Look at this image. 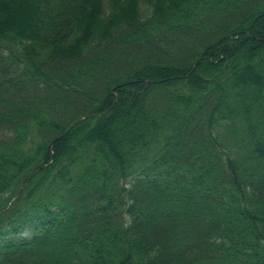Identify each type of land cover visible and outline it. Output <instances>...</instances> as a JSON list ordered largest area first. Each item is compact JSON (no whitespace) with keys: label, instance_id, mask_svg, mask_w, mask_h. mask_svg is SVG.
I'll return each mask as SVG.
<instances>
[{"label":"trees","instance_id":"trees-1","mask_svg":"<svg viewBox=\"0 0 264 264\" xmlns=\"http://www.w3.org/2000/svg\"><path fill=\"white\" fill-rule=\"evenodd\" d=\"M0 264H264V0H0Z\"/></svg>","mask_w":264,"mask_h":264},{"label":"bare ground","instance_id":"bare-ground-1","mask_svg":"<svg viewBox=\"0 0 264 264\" xmlns=\"http://www.w3.org/2000/svg\"><path fill=\"white\" fill-rule=\"evenodd\" d=\"M26 96H27V93H26ZM33 96L36 97V96H35V93L32 92V90L29 91V92H28V97H33ZM100 114H102V113H98V115H100ZM92 115H93V114H88V115H86V116H84V117H81V118H82L81 120L85 119V118L88 117V116H92ZM79 119H80V118H79ZM81 120L78 121V119H77V120L75 121V123H73V125H75L76 123L80 122ZM73 125H72V126H73Z\"/></svg>","mask_w":264,"mask_h":264},{"label":"rangeland","instance_id":"rangeland-1","mask_svg":"<svg viewBox=\"0 0 264 264\" xmlns=\"http://www.w3.org/2000/svg\"><path fill=\"white\" fill-rule=\"evenodd\" d=\"M142 9L144 10V14H145V15L148 14V10H146V9H147V6H143Z\"/></svg>","mask_w":264,"mask_h":264},{"label":"water","instance_id":"water-1","mask_svg":"<svg viewBox=\"0 0 264 264\" xmlns=\"http://www.w3.org/2000/svg\"><path fill=\"white\" fill-rule=\"evenodd\" d=\"M81 119H82V118L78 119V121L81 120Z\"/></svg>","mask_w":264,"mask_h":264}]
</instances>
